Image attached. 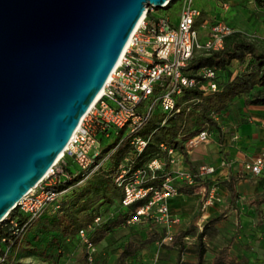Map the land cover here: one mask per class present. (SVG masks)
<instances>
[{
	"label": "built area",
	"instance_id": "2783aa9c",
	"mask_svg": "<svg viewBox=\"0 0 264 264\" xmlns=\"http://www.w3.org/2000/svg\"><path fill=\"white\" fill-rule=\"evenodd\" d=\"M169 2L165 1L162 8H155L152 5L144 7L118 61L100 88V94L81 116L62 150V155L16 202L13 209L26 214V219L18 226L14 219L9 218L11 210L5 214L0 225L6 222L11 225L8 231L15 236L16 242L19 241L27 224L37 219L45 210L58 208L60 198L69 190V187L62 189L54 187L60 178L68 179L70 176L63 169L64 156L71 158L76 169L81 172V178L76 182L79 184L97 172L117 146L115 145L102 158L98 159L99 151L91 157L88 156V151L94 147L97 136L107 135L110 129L121 132L126 129L124 137L128 139V144L135 154H139L146 146L147 138L140 136L138 131L155 111L162 114L159 122L162 125L168 116L194 102L193 99L179 101L183 90L194 89L201 94L217 90L214 67L202 66L191 72L187 69L195 53L220 50L224 38L232 33H238L250 41L258 38L254 32L234 29L219 20L208 24L203 36H200L194 25L199 10L192 6V0H179L174 22L171 16L154 13L155 10L165 9ZM221 7L225 9L226 3H222ZM261 8L264 12V0L261 2ZM261 38L264 40V36ZM221 114L212 113V120L218 122ZM211 139V131L202 128L181 141V150L186 153ZM158 147L162 156L151 158L142 166L134 168L133 159L124 157L117 163L113 173V182L121 189L119 201L121 207L139 202L126 220V224L134 223L139 218H148L163 229L161 237L154 242L157 250L163 244L172 241L175 234L173 229L181 223L180 216L170 211L169 199L183 190L200 191L201 219L205 218L206 209L219 201L211 177L215 172V166L201 164L195 169H189L182 166V155L177 149L163 143H159ZM224 164L223 160L219 162V166ZM165 167L166 170L163 171ZM240 171L264 178V151L243 160L240 163ZM159 172H162L160 177ZM174 180H177L176 184L173 183ZM151 181L156 183L146 184ZM262 193L264 194V185ZM98 222L99 217H95L93 223ZM195 226L199 230L202 224L198 222ZM90 228V225L87 229L79 228L76 233L88 261L92 259L95 251V246L86 234V230ZM190 240L192 238L183 237L185 245H188ZM12 247L10 238L0 234V263L8 256Z\"/></svg>",
	"mask_w": 264,
	"mask_h": 264
},
{
	"label": "water",
	"instance_id": "95a60500",
	"mask_svg": "<svg viewBox=\"0 0 264 264\" xmlns=\"http://www.w3.org/2000/svg\"><path fill=\"white\" fill-rule=\"evenodd\" d=\"M173 0H0V222L43 177L144 7Z\"/></svg>",
	"mask_w": 264,
	"mask_h": 264
},
{
	"label": "trees",
	"instance_id": "16d2710c",
	"mask_svg": "<svg viewBox=\"0 0 264 264\" xmlns=\"http://www.w3.org/2000/svg\"><path fill=\"white\" fill-rule=\"evenodd\" d=\"M173 1H170L166 8L170 7ZM256 1L262 2V0ZM233 61L238 65L245 63V66L242 70L230 76L231 71L229 66ZM202 66L214 67L216 72L220 71L225 74L223 79L216 80L215 77L217 90L208 94H201L194 89L183 90L179 101L193 99L194 102L168 116L162 125L159 124L162 114L155 111L151 118L138 131L140 136L147 138L146 146L139 154H135L128 144V139L120 137L122 132L121 130H117V138L120 140L116 144L115 149L103 161L97 172L79 184H76V182L81 178V172L76 169L71 158L64 156L63 161L65 164L63 169L70 176L68 179L60 178L54 187L56 189L69 187V190L60 198L58 208L55 210H45L37 219L27 224L18 242H16L15 236L9 233L8 228L11 225L8 222L0 225V234L6 238H10L13 244L11 252L0 264H33L12 260L10 257L12 252L20 247L23 235L29 229H35L39 225L50 231H57L65 242L74 239L78 240L76 236L77 230L79 228L87 229V226L90 225L91 228L86 230V234L94 246L100 241L105 240L113 229L120 226H130L131 229H134L133 225H137L138 223L145 224L148 228L147 230H151L152 233L158 232L155 241L161 237L163 229L153 224L148 218H139L134 223L126 224V220L132 215L134 207L139 202H135L127 207H121L119 203L121 189L113 182V173L117 163L128 156L133 159V168L142 166L149 159L162 156V152L158 147L159 143L177 149L181 153L183 161L189 163L186 153L181 150V141L202 128H207L208 130H210L209 128H213L219 133L218 123L211 118L212 113H221L227 109L235 98L239 97L243 98L244 104L260 105L264 108V45L258 47L253 41L245 39L238 33H232L224 38L220 50L208 53H195L187 69L191 72ZM107 153H109L108 150H104V152L99 151L98 159ZM165 170L166 167L163 171ZM162 172H159V177ZM155 181L157 182L158 179ZM155 181L147 182L146 184H155ZM227 189L229 202L234 206L235 192L232 181L228 180ZM190 191L192 190H185V192ZM254 203L256 205L264 203V194L256 195ZM50 216L53 218H50ZM101 216L104 218H101ZM95 217H99V222L96 224L93 223ZM220 217L221 215H217L208 219L199 230H196L194 225L188 222L184 228L177 231L172 239L177 243V260L180 258V254L186 251L193 257V262L190 264H246L243 258H237L229 254L227 245L219 248L209 263L205 261L204 253L206 248L204 240H209L215 235V224ZM9 218L14 219L16 225L19 226L26 219V214L13 209L9 212ZM185 236L192 238L190 240L192 241L190 242L192 246L189 249H187L188 246L183 242V237ZM142 237V234L131 231L118 250L112 264H125V260L133 256L138 247L144 246ZM159 250L160 248L156 249V251ZM93 254L92 259L88 261L84 249V252L77 258L75 264H93ZM259 264H264V258Z\"/></svg>",
	"mask_w": 264,
	"mask_h": 264
},
{
	"label": "rangeland",
	"instance_id": "374dc122",
	"mask_svg": "<svg viewBox=\"0 0 264 264\" xmlns=\"http://www.w3.org/2000/svg\"><path fill=\"white\" fill-rule=\"evenodd\" d=\"M178 5L179 0H175L172 2L170 7L155 10L154 13L157 15L171 16L172 20H174ZM192 6L201 10L199 16L196 18L195 28L197 31L201 29V25L199 24H203V27H207L208 24L215 20L228 23L230 22V24L232 23L234 25L238 23L237 20H233V18L228 15V12L219 11L216 8L215 3L210 5V11L201 9L202 6L200 0H192ZM241 6L244 7V5ZM216 13H218L217 18L215 17ZM246 25V27H241L243 30L246 29V32H248L247 30L250 29V24L248 23ZM236 27L239 29L241 28L237 25ZM263 44L261 45L263 46ZM244 66L245 63L238 65L235 61H233V64H231L229 68L231 72H237L242 70ZM215 77L216 80L223 79L225 74L218 71L216 72ZM209 129L217 139V144H219L221 136L220 132L218 133L213 128ZM126 133L127 130L124 129L120 137H124ZM117 136L118 131L113 128L108 131L107 135H98L94 147L88 151V156L91 157L97 151L104 152V150H108V152H110L113 145H116L120 140ZM200 153V156H198L195 152H192L190 156H187L190 158L193 166H198L203 163H214L216 157L220 153V150L218 145H212L207 148H201ZM247 198L241 199V202L237 203L238 207L236 213L230 211L226 213V216L221 214V217L215 224V235L209 240H204L206 248L204 258L207 263L210 262L214 253L225 245L228 247L229 254L235 257L246 258V264H259L264 257V212L260 219L256 218L254 212L248 209L253 207L247 205ZM241 205H243L242 208L238 210ZM245 206L248 210H244ZM222 207H226L225 203L220 204L219 210ZM103 216H101V218ZM50 218L53 217L50 216ZM187 222L188 221H184L180 228H183ZM133 226L134 229H131L130 226H120L110 231V234L104 240L105 246L109 248L108 252L105 256L97 255V257H95L97 262H101V264H112L118 250L121 248L131 231L138 232L143 236L144 246L138 247L136 253L140 252V248L145 250V252L139 256L144 258V264H151L152 262L157 264H168V262L171 264H190L192 262V255L186 251L181 253L182 256H180L178 260L176 252L172 251L173 255H168L171 250L177 249V243L173 240L163 244L161 246L162 248L160 247L162 250L156 251L154 241L158 232L152 233L151 230H147L148 228L143 223H138ZM194 227L197 230L195 223ZM190 244L187 245V249L191 248L190 246L192 245ZM83 252L84 248L78 240L74 239L72 241L65 242L57 231H50L49 229L42 228V226L39 225L35 229H29L23 235L20 247L12 252L10 258L12 260L33 264H75L77 258L81 256Z\"/></svg>",
	"mask_w": 264,
	"mask_h": 264
},
{
	"label": "crops",
	"instance_id": "0c3cea01",
	"mask_svg": "<svg viewBox=\"0 0 264 264\" xmlns=\"http://www.w3.org/2000/svg\"><path fill=\"white\" fill-rule=\"evenodd\" d=\"M202 10L210 11V5H216V8L221 12H228V15L237 20L236 24L238 27L247 26L250 24V29L248 32H254L258 35V38L253 40V42L259 47L264 43V40L261 38L264 36V12L261 8V2L256 0H200ZM231 1V2H230ZM222 3H226L227 7L224 9L221 7ZM236 3V5H235ZM241 5H244L242 7ZM199 10V14H200ZM218 13L215 17L217 18ZM174 22V20H173ZM224 22V21H223ZM196 23V19H195ZM234 29L240 31H246V29H239L234 24L230 22H224ZM201 29L198 31L200 36H203L205 28L203 24ZM249 26V25H248ZM201 31V32H200ZM264 45V44H263ZM262 46V45H261ZM233 64V62H231ZM230 64V65H231ZM230 69V68H229ZM235 72H231L230 76H233ZM220 120L217 122L219 127L220 142L217 144V139L212 134V139L207 143L201 144L193 148L192 150L186 152L187 156L193 152L197 153L198 156L201 155L200 149L207 148L208 146L218 145L220 153L216 157L214 163H203L215 166V172L213 173L212 181L216 187V193L219 196V201L215 202L212 206L208 207L205 211V218L201 219L199 214V205L201 199L200 191H190L185 192L183 190L178 195L172 197L168 200V206L172 213L180 216L181 223L174 227L173 231L176 233L179 231L182 223L184 221L191 222L195 225L200 222L203 224L208 219L215 217V215L226 216L227 212L233 211L237 212L238 202H241V199H246L247 205L252 206L253 208H248L254 212L256 218H261L264 212V203L256 205L254 203L255 197L258 194L262 193V187L264 185L263 176H251L249 174H244L240 171V163L255 154L264 151V108L260 105H251L244 104L243 98H235L227 109L221 112ZM224 161V166H219L220 161ZM187 162H184L182 159V166L189 169H195L197 166L191 164L190 158L187 157ZM201 165V164H199ZM198 165V166H199ZM233 182V188L235 192L234 206L229 202V195L227 189V182ZM173 183H177V180H174ZM221 203H225L226 207H222L219 210ZM243 205L238 208L240 210ZM249 207V206H248ZM247 207H244V210H248ZM216 215V216H217ZM259 221V220H258ZM187 222V223H188ZM186 223V224H187ZM185 224V225H186ZM184 228V227H183ZM190 244V243H189ZM162 248V247H161ZM108 247L105 246L104 240L95 244V252L93 254V264H101L97 262L95 257L105 256L108 252ZM162 250V249H160ZM173 252L176 250H171L168 255H173ZM145 252L143 248H140L139 253H135L133 256L128 257L125 260V264H144V258L139 257ZM180 256H182L180 254ZM243 258V257H237ZM264 258V257H263ZM262 258V259H263ZM245 263L247 262L246 258H243ZM262 261V260H261ZM260 261V262H261ZM167 262V261H165ZM193 262V259H192ZM259 262V263H260ZM148 264V263H146ZM157 264V263H153ZM168 264H171L168 262Z\"/></svg>",
	"mask_w": 264,
	"mask_h": 264
},
{
	"label": "bare ground",
	"instance_id": "6f19581e",
	"mask_svg": "<svg viewBox=\"0 0 264 264\" xmlns=\"http://www.w3.org/2000/svg\"><path fill=\"white\" fill-rule=\"evenodd\" d=\"M124 49V48H123ZM123 51V50H122ZM118 61V59H117ZM100 94V90L98 91V93L96 94V96L94 97V99L92 100V102L90 103L89 107L92 106V104L95 102V100L97 99L98 95ZM62 155V150L58 153L57 157L55 160H57L60 156ZM44 176V175H43Z\"/></svg>",
	"mask_w": 264,
	"mask_h": 264
}]
</instances>
